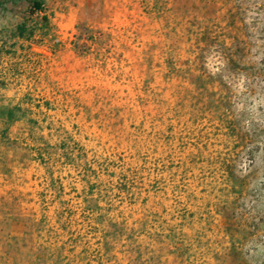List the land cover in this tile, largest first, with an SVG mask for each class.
Returning a JSON list of instances; mask_svg holds the SVG:
<instances>
[{"label":"rangeland","instance_id":"374dc122","mask_svg":"<svg viewBox=\"0 0 264 264\" xmlns=\"http://www.w3.org/2000/svg\"><path fill=\"white\" fill-rule=\"evenodd\" d=\"M0 0V264H264V0Z\"/></svg>","mask_w":264,"mask_h":264},{"label":"trees","instance_id":"16d2710c","mask_svg":"<svg viewBox=\"0 0 264 264\" xmlns=\"http://www.w3.org/2000/svg\"><path fill=\"white\" fill-rule=\"evenodd\" d=\"M42 8V2L40 0H35L32 4V9H41Z\"/></svg>","mask_w":264,"mask_h":264}]
</instances>
